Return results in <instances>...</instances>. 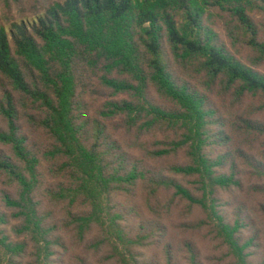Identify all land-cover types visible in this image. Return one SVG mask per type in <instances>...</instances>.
Instances as JSON below:
<instances>
[{
    "label": "trees",
    "instance_id": "trees-1",
    "mask_svg": "<svg viewBox=\"0 0 264 264\" xmlns=\"http://www.w3.org/2000/svg\"><path fill=\"white\" fill-rule=\"evenodd\" d=\"M19 3L0 264H264V0Z\"/></svg>",
    "mask_w": 264,
    "mask_h": 264
},
{
    "label": "rangeland",
    "instance_id": "rangeland-1",
    "mask_svg": "<svg viewBox=\"0 0 264 264\" xmlns=\"http://www.w3.org/2000/svg\"><path fill=\"white\" fill-rule=\"evenodd\" d=\"M46 1L57 2L59 0H20V3L12 9V16L19 15H32L38 7H41ZM0 15H2V11L0 9ZM4 15V14H3Z\"/></svg>",
    "mask_w": 264,
    "mask_h": 264
}]
</instances>
